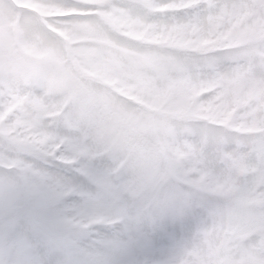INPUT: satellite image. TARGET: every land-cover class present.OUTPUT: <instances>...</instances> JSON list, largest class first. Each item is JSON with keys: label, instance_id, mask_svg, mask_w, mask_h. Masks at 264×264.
Listing matches in <instances>:
<instances>
[{"label": "snow or ice", "instance_id": "1", "mask_svg": "<svg viewBox=\"0 0 264 264\" xmlns=\"http://www.w3.org/2000/svg\"><path fill=\"white\" fill-rule=\"evenodd\" d=\"M0 264H264V0H0Z\"/></svg>", "mask_w": 264, "mask_h": 264}]
</instances>
